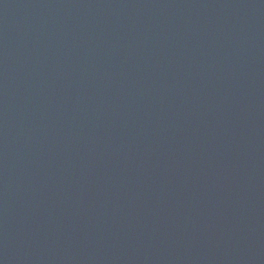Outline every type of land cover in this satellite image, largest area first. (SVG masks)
Segmentation results:
<instances>
[{
    "label": "water",
    "instance_id": "water-1",
    "mask_svg": "<svg viewBox=\"0 0 264 264\" xmlns=\"http://www.w3.org/2000/svg\"><path fill=\"white\" fill-rule=\"evenodd\" d=\"M0 264H264V0H0Z\"/></svg>",
    "mask_w": 264,
    "mask_h": 264
}]
</instances>
